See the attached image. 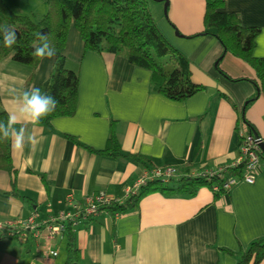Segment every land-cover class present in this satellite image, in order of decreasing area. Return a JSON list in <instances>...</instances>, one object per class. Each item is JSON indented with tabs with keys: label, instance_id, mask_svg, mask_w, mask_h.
I'll list each match as a JSON object with an SVG mask.
<instances>
[{
	"label": "crops",
	"instance_id": "1",
	"mask_svg": "<svg viewBox=\"0 0 264 264\" xmlns=\"http://www.w3.org/2000/svg\"><path fill=\"white\" fill-rule=\"evenodd\" d=\"M5 1L15 5L18 0ZM20 2L18 6L31 7L11 8L14 12L37 17L33 4L44 7L45 1ZM205 7L206 0L149 5L164 36L189 59L194 82L205 87L185 102L156 92L151 71L125 57L85 51L80 33L71 26L63 54L67 67L80 73L76 114L54 119L51 129L27 124L37 143L23 152L11 147L12 167L0 170V223L26 222L34 213L45 223L66 209L69 193L82 202L105 192L126 204L127 190L151 168L196 173L238 160L241 110L258 94L256 73L226 53L215 37L192 38L203 30ZM225 10L238 14L244 27L260 29L255 57L264 58V0H226ZM55 61L56 56L33 68L15 62L13 55L5 57L0 62L1 108L8 115L14 111L13 98L28 80L45 91ZM246 119L264 143L262 95L247 108ZM112 121L124 153L141 156L147 164L93 153L66 138L103 151ZM14 178L26 199L11 195ZM77 230L81 264H237V255L264 237V161L255 183L240 182L219 199L207 187L193 196L155 192L118 220L105 212ZM63 239L52 243L59 254L50 257L45 240L32 245L0 231V264H65L60 257Z\"/></svg>",
	"mask_w": 264,
	"mask_h": 264
},
{
	"label": "trees",
	"instance_id": "2",
	"mask_svg": "<svg viewBox=\"0 0 264 264\" xmlns=\"http://www.w3.org/2000/svg\"><path fill=\"white\" fill-rule=\"evenodd\" d=\"M152 1L161 0H45L48 10L38 20L34 16L14 12L5 0H0V62L5 57L13 55L15 62L37 68L41 61L32 53L39 44L38 36L41 34L49 37L51 45L56 50V61L46 89L45 91L40 89L43 93L55 97L58 104L55 112L38 125L51 129L54 119L76 114L80 73L67 67L63 54L71 26H75L80 33L85 51L121 55L131 64L151 71L153 89L171 101L185 102L205 90L203 85L195 83L192 79L189 59L168 41L158 27L149 9ZM225 4L226 0H206L203 30L192 38L201 35L213 36L222 44L226 53L250 65L256 73V80L253 83L258 90L257 95L264 97V58L255 57L260 29L244 27L238 14L225 10ZM5 29L14 31L17 36V42L11 48L5 47L2 43ZM165 57L170 60L166 65L162 62ZM30 87L32 80H28L24 90ZM257 95L243 106L241 117L248 133L261 140L255 128L246 119V110L256 100ZM224 97L231 101L227 95ZM8 116L1 108L0 96V120L6 122ZM66 138L93 153L116 158L126 157L147 164L141 156L124 153L117 136L115 121L111 123L110 135L103 151L86 147L73 137ZM260 156L264 161L263 152ZM244 165L245 163L239 167L226 165L225 172L221 175L217 168L202 169L197 172L198 176H191L187 170L182 177L170 184L162 181L151 182L137 195L130 197L126 204L109 205L102 210L125 214L128 210L139 207L144 197L155 192L167 195L185 193L193 196L202 187L213 190L214 186H222L230 178L242 177ZM11 167V142L0 140V170ZM205 171H210L214 176L209 179L207 176L209 173ZM12 187V196L26 199L18 191L15 178ZM224 194H226L224 191L215 192V197L219 199ZM77 231L69 225L65 233L64 238L67 242L65 264H81L82 254L78 246ZM10 238L19 240L18 234ZM237 260V264L262 263L264 237L253 241L248 249L242 250L237 255Z\"/></svg>",
	"mask_w": 264,
	"mask_h": 264
},
{
	"label": "built area",
	"instance_id": "3",
	"mask_svg": "<svg viewBox=\"0 0 264 264\" xmlns=\"http://www.w3.org/2000/svg\"><path fill=\"white\" fill-rule=\"evenodd\" d=\"M243 129L244 130H241L240 133V157L231 165L239 167L245 163L242 177L230 178L223 183L222 186H214L212 190L214 193H219L221 191L227 193L240 182L253 184L256 181L262 166V158L260 156L262 152L260 147L261 140L250 135L245 124ZM225 167L226 165L217 167V172L221 175V173L225 172ZM205 172L209 173V175H207L209 179L214 176L210 171ZM183 175L184 173L178 168L172 166L148 169L137 180L134 186L127 190V198L137 195L143 187L151 182L162 181L165 184H170ZM190 175L198 176L199 174L194 172ZM123 204L124 203L120 199L110 197L105 192H100L92 197H86L82 202L76 200L74 193H69L65 198L66 209L51 216L47 222L39 223L34 214L26 222L9 220L0 223V231L4 232L9 237H14L15 234H18V238L22 242H28L31 239L35 241L38 239L45 240L47 242L45 250L47 256L57 257L59 253L52 243L56 242L58 239L64 238L69 225L77 230L79 227L90 223L105 212L111 215L114 220H118L123 215L121 212L117 211L112 213L109 210H102V208L109 205Z\"/></svg>",
	"mask_w": 264,
	"mask_h": 264
},
{
	"label": "clouds",
	"instance_id": "4",
	"mask_svg": "<svg viewBox=\"0 0 264 264\" xmlns=\"http://www.w3.org/2000/svg\"><path fill=\"white\" fill-rule=\"evenodd\" d=\"M38 40L39 44L32 55L40 61L55 57L56 50L51 45L49 37L41 34ZM16 42V33L5 29L2 34L3 45L11 48ZM13 104L14 111L9 114L7 121L0 120V140L10 141L14 152H23L26 147L37 143L27 124H38L52 115L58 101L55 97L43 93L40 88L32 86L14 96ZM17 123H20L19 127H16Z\"/></svg>",
	"mask_w": 264,
	"mask_h": 264
},
{
	"label": "rangeland",
	"instance_id": "5",
	"mask_svg": "<svg viewBox=\"0 0 264 264\" xmlns=\"http://www.w3.org/2000/svg\"><path fill=\"white\" fill-rule=\"evenodd\" d=\"M45 1V0H44ZM6 2V1H5ZM7 3V2H6ZM18 3H22V2H20V0H18L16 3H15V5H10V4H8L9 6H10V8H14V9H16L17 11L19 10V11H24V10H27V8H29V7H31V5H30V3H26V4H22V5H19L18 6ZM33 5H35L34 6V8H35V10H36V12H38V14H37V17H35L36 19H38L39 20V18H41V17H43V12L46 10L45 8H47V4L44 2V7H42V5H38L37 3H34ZM48 10V9H47ZM47 10L45 11V13L47 12ZM169 58H167V57H165V58H163L162 59V62L166 65L167 63H169ZM39 243H41V241H42V239H38L37 240ZM37 241H35V240H33V239H31L30 240V244H35ZM66 245H67V242H66V240L65 239H63V245H62V251H61V255H60V257H61V259H65V257H66Z\"/></svg>",
	"mask_w": 264,
	"mask_h": 264
},
{
	"label": "water",
	"instance_id": "6",
	"mask_svg": "<svg viewBox=\"0 0 264 264\" xmlns=\"http://www.w3.org/2000/svg\"><path fill=\"white\" fill-rule=\"evenodd\" d=\"M166 6H168V1L166 2ZM260 147H261L262 152L264 153V143L262 141H261Z\"/></svg>",
	"mask_w": 264,
	"mask_h": 264
}]
</instances>
